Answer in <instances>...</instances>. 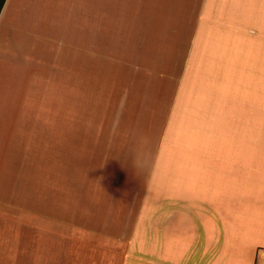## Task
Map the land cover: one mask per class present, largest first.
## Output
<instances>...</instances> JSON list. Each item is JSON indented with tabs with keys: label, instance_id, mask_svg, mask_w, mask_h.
Returning a JSON list of instances; mask_svg holds the SVG:
<instances>
[{
	"label": "crops",
	"instance_id": "crops-1",
	"mask_svg": "<svg viewBox=\"0 0 264 264\" xmlns=\"http://www.w3.org/2000/svg\"><path fill=\"white\" fill-rule=\"evenodd\" d=\"M45 69L56 77L38 72ZM57 77L65 84L60 107L53 100L35 109L30 86ZM68 101L76 108L68 109ZM110 115L121 116L119 124H85ZM5 118L2 180L16 172L13 156L28 148L36 130L77 151L119 144L143 154L155 142L132 220L130 196L119 189L131 188V174L112 185L107 173L80 172L73 188L64 176L57 179L61 174L42 170L47 158L39 166L26 160L12 203L0 180V214L12 220L27 213L29 230H54L27 242L53 241L64 264L264 260V0H6L0 13ZM101 133L111 134L109 141ZM60 163L49 156V164ZM85 187L92 191L86 199ZM57 188L75 203V220L36 218ZM22 238L12 231L11 244Z\"/></svg>",
	"mask_w": 264,
	"mask_h": 264
},
{
	"label": "rangeland",
	"instance_id": "rangeland-1",
	"mask_svg": "<svg viewBox=\"0 0 264 264\" xmlns=\"http://www.w3.org/2000/svg\"><path fill=\"white\" fill-rule=\"evenodd\" d=\"M69 64V63H68ZM70 67V65H69ZM67 67V70H70V68ZM38 72L42 73L43 76H49L51 75L53 78L56 77L54 75L55 72H53L52 69H45V70H39ZM56 82V84H54ZM65 85L64 81L57 77L56 79H53V83H39L35 84L34 86H30V91H33L32 88H34L36 99L34 100L35 109L38 107V104H51L53 100H58V102H54L58 104V107H60V93L61 88L60 85ZM24 87V86H23ZM26 87L25 89H27ZM71 94L76 93V90L73 89L70 91ZM47 94V95H46ZM48 96V99L44 98V96ZM74 96V95H73ZM35 98V96H34ZM64 101V99H62ZM65 102V101H64ZM70 106L68 109H73L74 104L71 103V101H68ZM76 108V107H75ZM74 108V109H75ZM61 110L60 108H58ZM65 109V108H63ZM112 117L111 115L108 117H101V116H95L93 118H85V124L94 125V126H109L111 127L113 124H119V119ZM37 120V116L34 117ZM5 118L4 120H0V127L5 125ZM39 118L38 120H40ZM164 119V118H163ZM128 123V122H127ZM130 124V123H129ZM70 125V123H69ZM161 127V126H160ZM35 128L33 127V130ZM44 129V128H43ZM10 131H17V127H15L13 130ZM159 134V132H158ZM32 135V141L26 140L28 143V148L20 149L16 154L13 156V161L18 166L16 167V172L12 173H6L1 178L5 179L1 181L4 182L3 186L8 187V192L11 194V197L9 200L12 203L13 196L15 191H17V185H18V179L21 178L20 174L22 173V168L24 165L21 164V162H24L26 160L30 161V164H37L39 166L38 160L42 161L45 158H47V162L44 167L42 166V170L44 168V171L46 174H61L58 176L57 179L60 178V176H64L65 182L68 184V187L72 185L71 187L75 188V185L78 184L79 181H74V176L77 173L82 172L84 176L91 175V173H107L108 177H106V182L112 185H118V184H125V182L118 181L116 182L115 179H125L127 177H130L129 174H131L132 178V185L130 187L121 186L119 187L121 192H125L126 195L130 196L131 205L129 206V212L131 216V220L134 218L136 212H137V205L141 196V192L143 189V182L145 181V178L148 177L152 162H153V156H154V144L149 143V148L143 151L142 154L140 150L136 149H129V148H121L118 147L116 144V147L110 148L108 145H105L104 147H98V148H84L83 151L79 149L78 151L76 148L72 149L70 144L66 146V149L62 147L61 140L60 142L55 145L53 142L51 143L50 136H47L45 139L44 132L43 131H33ZM93 135L89 134L88 136ZM121 135H126L125 133ZM132 135H140L133 133ZM102 141H109L111 134H100ZM158 136V135H157ZM18 140L22 139V135L17 136ZM92 140V139H91ZM91 140L90 143H91ZM22 142V140H21ZM89 143V142H87ZM85 144V143H84ZM32 145V147H30ZM135 145V144H133ZM153 145V147H151ZM55 148H61L55 149ZM82 152V153H81ZM95 156V158L92 156ZM49 156L51 158H57L60 160V165H51L49 164ZM93 164L91 162L93 161ZM115 160V161H113ZM133 160V161H130ZM98 162V163H97ZM110 162V163H107ZM131 162V163H129ZM135 162V163H134ZM35 165H30L31 167H34ZM35 166V167H37ZM58 169V170H56ZM128 173V175H126ZM38 176V175H37ZM115 177V178H114ZM136 178H140V181L137 182L134 180ZM52 181V180H51ZM125 181V180H124ZM54 183V181H52ZM64 182V184H65ZM97 183V182H95ZM85 185H90L91 180L84 179ZM142 184V185H141ZM137 185H139L137 187ZM141 185V186H140ZM16 186V187H14ZM126 187V188H125ZM116 189L115 191H112V194H116V192L119 190ZM37 190V189H36ZM84 196L83 198L86 199L87 196L91 197V189L88 187H85L84 189ZM52 195L55 197H48L46 200H48V203L46 205L47 209L46 211H41L37 208L36 212V218L39 217V219H45L52 220L54 222H58L62 220L63 222L66 220H75V203L69 201V203L66 202V200H70L66 195L58 193V188L51 190ZM130 192V193H129ZM129 193V194H128ZM74 194V193H73ZM124 194V193H123ZM48 196V195H47ZM124 196V195H123ZM72 201L75 200L76 196L72 195L70 196ZM69 207V213H60V210L63 211ZM71 213V214H70ZM13 214L14 218L11 220V214L4 213L0 214V264H64L62 261L63 259V253H61L60 249L57 247V245H54L55 243L53 241H50L49 244H29L27 241H29V236L33 233L31 237L33 236L38 237V235H46V236H52L56 234L54 230H52L49 235L46 231L44 232L41 229L35 230H29L28 226L30 225V221L28 219V214ZM103 214V213H102ZM71 215V216H70ZM102 216V215H101ZM66 219V220H63ZM12 223V224H11ZM14 224V225H13ZM14 226L15 229L11 228ZM12 231L16 232L17 234L20 233L23 235V238L20 241H16L13 244H11L12 240ZM66 256V255H64ZM84 259V258H83ZM62 260V261H60Z\"/></svg>",
	"mask_w": 264,
	"mask_h": 264
},
{
	"label": "trees",
	"instance_id": "trees-1",
	"mask_svg": "<svg viewBox=\"0 0 264 264\" xmlns=\"http://www.w3.org/2000/svg\"><path fill=\"white\" fill-rule=\"evenodd\" d=\"M5 1L6 0H0V13H1V10H2L4 4H5Z\"/></svg>",
	"mask_w": 264,
	"mask_h": 264
},
{
	"label": "built area",
	"instance_id": "built-area-1",
	"mask_svg": "<svg viewBox=\"0 0 264 264\" xmlns=\"http://www.w3.org/2000/svg\"><path fill=\"white\" fill-rule=\"evenodd\" d=\"M261 264H264V260L262 261V263Z\"/></svg>",
	"mask_w": 264,
	"mask_h": 264
}]
</instances>
